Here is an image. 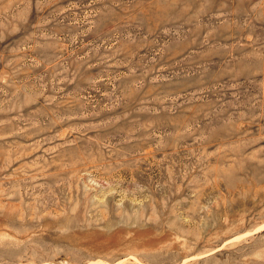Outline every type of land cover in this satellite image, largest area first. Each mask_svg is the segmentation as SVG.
<instances>
[{
    "label": "rangeland",
    "instance_id": "374dc122",
    "mask_svg": "<svg viewBox=\"0 0 264 264\" xmlns=\"http://www.w3.org/2000/svg\"><path fill=\"white\" fill-rule=\"evenodd\" d=\"M0 264H264V0H0Z\"/></svg>",
    "mask_w": 264,
    "mask_h": 264
}]
</instances>
